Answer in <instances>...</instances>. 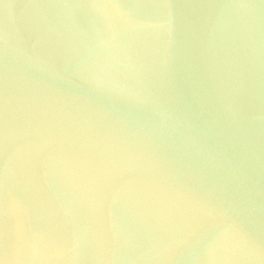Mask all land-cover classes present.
Instances as JSON below:
<instances>
[{
    "label": "water",
    "instance_id": "obj_1",
    "mask_svg": "<svg viewBox=\"0 0 264 264\" xmlns=\"http://www.w3.org/2000/svg\"><path fill=\"white\" fill-rule=\"evenodd\" d=\"M0 264H264V0H0Z\"/></svg>",
    "mask_w": 264,
    "mask_h": 264
}]
</instances>
